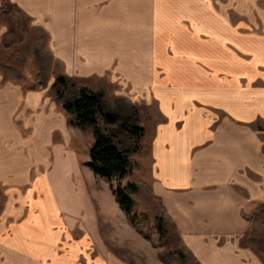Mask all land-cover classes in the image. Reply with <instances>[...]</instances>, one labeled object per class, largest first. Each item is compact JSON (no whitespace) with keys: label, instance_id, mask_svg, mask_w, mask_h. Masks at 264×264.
Wrapping results in <instances>:
<instances>
[{"label":"crops","instance_id":"crops-1","mask_svg":"<svg viewBox=\"0 0 264 264\" xmlns=\"http://www.w3.org/2000/svg\"><path fill=\"white\" fill-rule=\"evenodd\" d=\"M10 9L66 77L108 76L117 118L154 102L150 188L196 263L264 264L246 243L264 218V0H0V44ZM16 82L0 67V264H134L106 244L119 205L84 178L48 86Z\"/></svg>","mask_w":264,"mask_h":264},{"label":"rangeland","instance_id":"rangeland-1","mask_svg":"<svg viewBox=\"0 0 264 264\" xmlns=\"http://www.w3.org/2000/svg\"><path fill=\"white\" fill-rule=\"evenodd\" d=\"M8 16L6 19L7 39L5 44H0V62L21 69L24 78L21 82L16 83L21 84L23 88L48 86L46 93L56 102L59 109L61 104L76 103L82 91H92L97 95L104 111L112 115L115 120L114 124L106 130L107 135L122 156H128L139 164V168L131 174L120 179L112 178L110 181L113 186L118 184L124 186L127 182H134L139 186L136 191H126L133 201L131 214L134 215L135 222L130 220L129 215L123 209L108 206L111 216L110 231L104 235L110 251L134 264H165L159 262L157 252L172 248L176 239L173 238L169 244H165L158 236L154 224L156 201L151 199L146 189L150 186L151 176L147 141L151 126L157 119L154 102L138 101L135 106L129 107L126 112L118 115L119 117L123 116L124 119L117 118V106H113L114 89L109 83L107 75L101 78L94 76L89 78L66 77L63 74L61 62L55 60L48 51V41L44 29L33 25L29 18L12 9L9 10ZM16 44L20 46L18 55L13 51V46ZM53 80L63 81L60 97H57L58 93L51 86L49 87ZM130 126L140 128L136 137L128 133ZM70 131L71 143L77 152L79 151L80 158H83L84 154H88V147L92 142L91 132L87 131L82 134L74 126H71ZM80 158L77 160L82 163ZM82 165L83 163L80 164V168ZM86 169L88 168L86 167ZM90 174H92L91 171ZM83 176L89 183L95 182L92 187L105 199L106 195L103 193L105 190L107 192L106 186H109V183L100 176L92 175L93 181H90V177L86 173ZM136 227L139 231L136 230ZM170 234L173 237L171 228ZM246 243L256 249L264 258V218L263 220L253 219V229L246 237ZM174 264H181V262L177 260Z\"/></svg>","mask_w":264,"mask_h":264},{"label":"trees","instance_id":"trees-1","mask_svg":"<svg viewBox=\"0 0 264 264\" xmlns=\"http://www.w3.org/2000/svg\"><path fill=\"white\" fill-rule=\"evenodd\" d=\"M19 49L20 46L18 44L14 45V54L18 55ZM0 67L12 80L21 82L24 78L22 72L13 66L0 64ZM62 82L55 80L51 85V88L58 93L57 97L61 96ZM60 109L64 113L68 125L77 127L82 134H85L87 131L91 132L92 142L88 147L89 158L85 162V165L91 169L94 175L103 177L108 181L115 201L129 215L130 220L135 222V217L131 214L133 201L126 191H136L139 186L134 184V182H127L124 186H120L119 184L113 186L110 183L112 178L120 179L139 168V164L134 159L118 153L110 137L106 134V130L110 125L114 124V120L103 112L92 91H82L76 103L61 104ZM138 130H140L139 127L132 126L128 129V132L136 137ZM146 189L151 199L156 201L154 206V224L158 236L165 244H169L173 238L176 239L175 245L172 248L157 252V257L165 264H174L177 260L181 264H197L192 256L184 249V246L177 236L175 227L159 198L153 194L150 186ZM168 227L173 230V237ZM136 230L139 231L137 227Z\"/></svg>","mask_w":264,"mask_h":264}]
</instances>
